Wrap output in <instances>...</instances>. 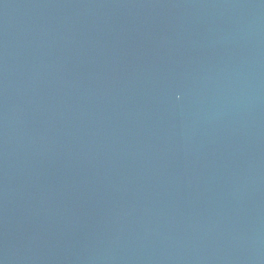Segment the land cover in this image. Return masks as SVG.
<instances>
[{
  "label": "water",
  "instance_id": "95a60500",
  "mask_svg": "<svg viewBox=\"0 0 264 264\" xmlns=\"http://www.w3.org/2000/svg\"><path fill=\"white\" fill-rule=\"evenodd\" d=\"M0 264H264V0H0Z\"/></svg>",
  "mask_w": 264,
  "mask_h": 264
}]
</instances>
